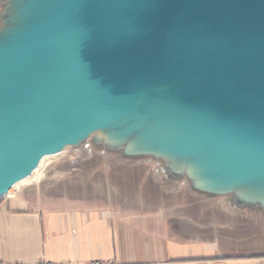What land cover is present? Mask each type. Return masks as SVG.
I'll return each mask as SVG.
<instances>
[{
  "label": "water",
  "instance_id": "95a60500",
  "mask_svg": "<svg viewBox=\"0 0 264 264\" xmlns=\"http://www.w3.org/2000/svg\"><path fill=\"white\" fill-rule=\"evenodd\" d=\"M0 5V199L43 155L117 139L187 159L222 187H264V0ZM188 79L202 81L87 138L142 89Z\"/></svg>",
  "mask_w": 264,
  "mask_h": 264
},
{
  "label": "crops",
  "instance_id": "0c3cea01",
  "mask_svg": "<svg viewBox=\"0 0 264 264\" xmlns=\"http://www.w3.org/2000/svg\"><path fill=\"white\" fill-rule=\"evenodd\" d=\"M111 147L64 159L52 191L0 199V264H264V187L216 185L131 139Z\"/></svg>",
  "mask_w": 264,
  "mask_h": 264
},
{
  "label": "bare ground",
  "instance_id": "6f19581e",
  "mask_svg": "<svg viewBox=\"0 0 264 264\" xmlns=\"http://www.w3.org/2000/svg\"><path fill=\"white\" fill-rule=\"evenodd\" d=\"M202 80H178L163 86L158 87H149L142 89L137 94L135 100L133 103L127 108V110L116 120L109 123L104 128H99L92 133L87 135V138H95L97 136L111 133L115 130H117L122 124L134 120L136 117H138L143 110L145 109L148 101L155 100L160 97H163L167 94L176 93L183 89H187L192 85L198 84ZM16 119H11L7 123H14ZM6 124V123H5ZM77 152H74V150L71 148V146H65L62 149L43 155L35 168L30 172V174L23 179L19 180L17 183H15L11 189L8 190L7 194L4 195L8 196L12 192L18 190L21 186L40 181L42 179L43 173L45 169L48 167V165L55 163L57 161H64L66 158H72L76 155ZM57 167V166H56Z\"/></svg>",
  "mask_w": 264,
  "mask_h": 264
},
{
  "label": "rangeland",
  "instance_id": "374dc122",
  "mask_svg": "<svg viewBox=\"0 0 264 264\" xmlns=\"http://www.w3.org/2000/svg\"><path fill=\"white\" fill-rule=\"evenodd\" d=\"M16 11H17V9H14L11 11L12 13H9L10 17L12 19L15 18V14H17ZM1 13H2V9L0 7V26H1V23H5L4 15H2ZM13 23L15 24V22H13ZM9 26H11V25H9ZM14 26H17V25L15 24ZM16 28H18V27H16ZM3 32H4L3 28H0V34ZM60 162H62V161H57L55 163L48 165V167L45 169L43 176H42V179L40 181L25 184V185L21 186L20 188H24L26 186L29 188V186H31V187L33 186V188L32 189L30 188L29 190L35 198L40 196L41 193L52 191V188H54L52 184L54 182H57V181L62 182L63 180H65L64 178H66L64 175L57 174V172H56L55 167L60 166V164H61Z\"/></svg>",
  "mask_w": 264,
  "mask_h": 264
},
{
  "label": "built area",
  "instance_id": "2783aa9c",
  "mask_svg": "<svg viewBox=\"0 0 264 264\" xmlns=\"http://www.w3.org/2000/svg\"><path fill=\"white\" fill-rule=\"evenodd\" d=\"M37 264H72V263H49V262H40ZM89 264H103L102 262H91Z\"/></svg>",
  "mask_w": 264,
  "mask_h": 264
}]
</instances>
